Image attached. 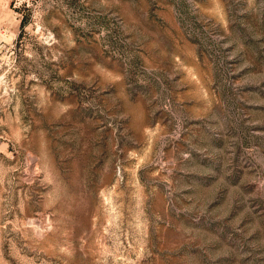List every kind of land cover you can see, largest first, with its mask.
<instances>
[{
    "label": "rangeland",
    "instance_id": "rangeland-1",
    "mask_svg": "<svg viewBox=\"0 0 264 264\" xmlns=\"http://www.w3.org/2000/svg\"><path fill=\"white\" fill-rule=\"evenodd\" d=\"M0 264H264V0H0Z\"/></svg>",
    "mask_w": 264,
    "mask_h": 264
}]
</instances>
